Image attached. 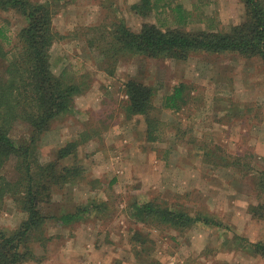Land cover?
Instances as JSON below:
<instances>
[{
  "label": "rangeland",
  "instance_id": "374dc122",
  "mask_svg": "<svg viewBox=\"0 0 264 264\" xmlns=\"http://www.w3.org/2000/svg\"><path fill=\"white\" fill-rule=\"evenodd\" d=\"M137 2L55 5L58 37L51 65L83 90L75 110L54 121L37 146L40 160L48 162L76 139L75 154L63 162L82 166L83 176L55 187L43 203L48 217L32 238L36 255L25 264H264V257L248 248L249 242L264 240V218L250 210L264 200L258 188L264 170V60L233 52L194 53L187 60L122 53L115 62L110 44L114 23L122 21L135 31L147 21L165 29L229 30L245 19L244 5L162 0L142 14L133 6ZM180 5L188 11L185 17L178 13ZM25 23L22 15L0 10L10 47ZM130 78L155 87L150 115L155 140L145 115L126 112ZM182 83V106L167 107V95ZM30 130L20 121L13 135L28 139ZM0 175L15 180V161L0 168ZM135 199L168 202L209 221L183 229L139 223L129 211ZM78 208L85 211L77 220H60ZM27 216L14 197L0 198V228L12 232Z\"/></svg>",
  "mask_w": 264,
  "mask_h": 264
},
{
  "label": "trees",
  "instance_id": "16d2710c",
  "mask_svg": "<svg viewBox=\"0 0 264 264\" xmlns=\"http://www.w3.org/2000/svg\"><path fill=\"white\" fill-rule=\"evenodd\" d=\"M162 0H139L133 6L142 14H148ZM60 0H0V10L14 11L25 18V25L18 33L15 46L0 25V168L15 161L17 178L10 180L0 175V198L14 197L28 216L12 232L0 228V264H25L35 257L31 245L33 235L41 229L47 219L43 203L50 201L57 186H65L80 180L83 167L77 163H66L63 159L74 153L78 141H69L58 151L57 158L48 162L40 160L38 141L52 123L64 114L75 110V100L83 90L80 83L56 74L51 65V48L58 37L54 26L55 5ZM245 8V19L231 29L186 30L180 27L163 28L155 22L143 23L139 31L133 30L125 21L115 22L111 32L112 56L118 62L119 54H139L151 58L189 59L194 53H237L243 57H260L264 60V0H241ZM180 17L188 11L180 5ZM9 45V48H8ZM108 57L110 52L107 53ZM117 64V63H116ZM185 84L175 87L167 95L166 106L179 109L184 98ZM128 96L126 112L145 115L148 119L150 138L155 140L151 111L154 108L155 87L137 78L125 84ZM28 123L31 135L28 139L14 137L15 126ZM258 178V188L264 193V170ZM253 216L264 218V200L252 204ZM83 208L62 214L64 224L77 220ZM129 211L139 223L189 228L199 221L208 222V216H194L184 208L155 199H135L129 203ZM140 229L137 230L138 234ZM246 239V238H245ZM249 242V241H248ZM247 242V243H248ZM249 249L264 257V240L248 243ZM152 263V262H151ZM136 263V264H151Z\"/></svg>",
  "mask_w": 264,
  "mask_h": 264
},
{
  "label": "crops",
  "instance_id": "0c3cea01",
  "mask_svg": "<svg viewBox=\"0 0 264 264\" xmlns=\"http://www.w3.org/2000/svg\"><path fill=\"white\" fill-rule=\"evenodd\" d=\"M136 1H139V0H136ZM118 170H120V168H118ZM120 172V171H119Z\"/></svg>",
  "mask_w": 264,
  "mask_h": 264
},
{
  "label": "built area",
  "instance_id": "2783aa9c",
  "mask_svg": "<svg viewBox=\"0 0 264 264\" xmlns=\"http://www.w3.org/2000/svg\"><path fill=\"white\" fill-rule=\"evenodd\" d=\"M172 264H176V263L173 262Z\"/></svg>",
  "mask_w": 264,
  "mask_h": 264
}]
</instances>
